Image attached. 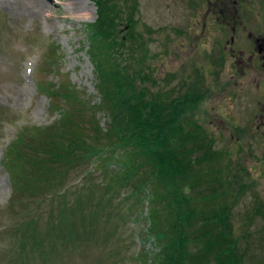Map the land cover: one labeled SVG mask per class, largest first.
<instances>
[{
  "label": "rangeland",
  "instance_id": "1",
  "mask_svg": "<svg viewBox=\"0 0 264 264\" xmlns=\"http://www.w3.org/2000/svg\"><path fill=\"white\" fill-rule=\"evenodd\" d=\"M14 1L0 0V264H151L158 250L148 232L149 206L127 200L126 189L107 197L101 185L109 178L97 164L80 162L67 175L63 167L58 170L67 188L64 201L49 198L55 192V197L64 193L57 186L36 185L39 193L33 196L26 191L36 187L21 181L16 191L3 169L5 150L17 140L21 128L33 136L27 139L32 149L26 153L44 159L47 154L38 150V140L53 136L62 114L74 113L84 122L80 126L90 130L88 136L96 128L104 133L110 123L108 112L97 108L98 81L87 55L84 27L98 18L94 2L81 0L85 8L76 12L69 7L73 0H17L21 4L15 6ZM32 1L42 5L37 16L25 10ZM216 1L111 3L122 12L121 38L130 34L126 24L132 13L133 32L144 48L132 61L128 57L132 45L127 43L124 59L131 60V70L136 68L148 80L152 94H166L163 100L173 101L192 89L198 91L197 104L187 110L186 118L204 130L211 151L218 156L202 167L205 184L190 197L207 199L226 193L223 203L230 208L228 220L242 258L239 264H264V124L260 119L264 68L259 58L249 62L254 47L246 38L257 30L264 36V0H245L238 7L249 9L254 25L262 21V27L237 28L235 33L231 28L213 27ZM144 50L145 57L141 56ZM47 51L49 57L56 52L51 63L46 60ZM37 85L51 95L59 85L73 89L83 111H78L75 101L40 94ZM144 176L141 172L140 177ZM75 189L81 195L75 196ZM78 196L82 202H77ZM52 227L56 232L45 241ZM33 240L40 246H33Z\"/></svg>",
  "mask_w": 264,
  "mask_h": 264
},
{
  "label": "trees",
  "instance_id": "2",
  "mask_svg": "<svg viewBox=\"0 0 264 264\" xmlns=\"http://www.w3.org/2000/svg\"><path fill=\"white\" fill-rule=\"evenodd\" d=\"M92 1L97 6L98 18L84 27L89 45L87 55L98 81L101 101L97 108L108 112L109 126L104 133L94 126L96 129L88 136L90 130L80 126L84 122L74 113L62 114L53 128V136L38 140V150L42 148L47 154L44 159L26 153V149H32L27 139L33 136L28 129L21 128L17 140L5 150L2 162L13 180L12 186L16 191L15 186L21 181L47 189L57 186L64 193L55 197L58 196L55 192L49 198L64 201L67 188L58 170L63 167L67 175L80 162H88L89 166L97 164L99 172L109 178L107 184L101 185L107 197L116 190L126 189L127 200L137 199V205L149 206L148 232L158 250L151 264H239L242 258L237 254V242L228 220L230 208L223 203L227 194H212L207 199L190 197L205 184L202 167L215 162L218 156L211 151V141L204 130L186 118L187 110L197 104L198 91L192 89L173 101L163 100L166 94L153 95L146 85L148 80L136 68L131 70L133 55L144 48L140 37L133 32L131 11L126 24L130 34L121 38V9L112 0ZM127 43L132 45L128 55L132 61L128 62L124 59V53L129 52ZM46 53V60L53 62L56 52L51 51V57ZM146 54L144 50L141 56ZM142 62L135 63L141 66ZM37 91L50 99L75 101L78 111H83L73 89L59 85L51 95L37 85ZM104 141L109 143L108 147L103 145ZM141 172L145 175L143 179ZM38 190L36 187L26 193L35 196ZM72 191L75 196L81 195L80 189ZM77 198V202H82L83 197ZM111 202L109 199V206ZM52 232L55 234L56 227L47 231L45 241L53 236ZM33 243L40 246L37 240Z\"/></svg>",
  "mask_w": 264,
  "mask_h": 264
},
{
  "label": "flooded vegetation",
  "instance_id": "3",
  "mask_svg": "<svg viewBox=\"0 0 264 264\" xmlns=\"http://www.w3.org/2000/svg\"><path fill=\"white\" fill-rule=\"evenodd\" d=\"M245 0H217L214 4L213 10V27L231 28L233 33L236 32L237 28H252V27H262L261 22L254 25V20H251L248 16L249 9H239L241 2ZM257 31L250 32L246 38L253 44L254 52L249 59V62L255 58H259L262 61V68H264V36L260 37ZM254 34H257L255 37ZM234 39H230V44H233ZM263 119L262 124H264V115L260 117Z\"/></svg>",
  "mask_w": 264,
  "mask_h": 264
},
{
  "label": "bare ground",
  "instance_id": "4",
  "mask_svg": "<svg viewBox=\"0 0 264 264\" xmlns=\"http://www.w3.org/2000/svg\"><path fill=\"white\" fill-rule=\"evenodd\" d=\"M21 1H14L13 5L15 6V3L21 4ZM72 5H69V7L72 9V11L81 12L85 8V4L81 0H73ZM25 10L28 11L33 16H37L39 13L42 12V5L38 1H32L27 3Z\"/></svg>",
  "mask_w": 264,
  "mask_h": 264
}]
</instances>
